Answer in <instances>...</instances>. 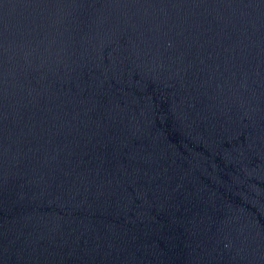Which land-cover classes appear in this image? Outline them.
Returning a JSON list of instances; mask_svg holds the SVG:
<instances>
[{"label": "water", "instance_id": "1", "mask_svg": "<svg viewBox=\"0 0 264 264\" xmlns=\"http://www.w3.org/2000/svg\"><path fill=\"white\" fill-rule=\"evenodd\" d=\"M0 264H264V0H0Z\"/></svg>", "mask_w": 264, "mask_h": 264}]
</instances>
